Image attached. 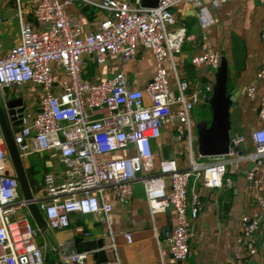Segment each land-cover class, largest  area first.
<instances>
[{
	"label": "built area",
	"instance_id": "1",
	"mask_svg": "<svg viewBox=\"0 0 264 264\" xmlns=\"http://www.w3.org/2000/svg\"><path fill=\"white\" fill-rule=\"evenodd\" d=\"M18 4L20 37L17 44L0 55V89L31 86L36 96L34 108L24 105L20 123L13 126V139L21 159L28 155L54 153L62 167L61 178L43 176L42 194L34 202L52 231L65 230L69 216H94L105 219L111 205L128 203L134 187H141L148 213L153 216L172 210L174 224L167 237L168 256L177 263L188 255L189 219H195L199 200L187 197L189 179H200L205 189L230 187L227 173L235 172L234 147L244 142L238 133L229 134L226 156L213 162H201L193 155L196 136L191 111L207 104L213 85V73L220 55L205 36L213 23V10L225 0H157L154 7L140 6V0H35L29 11ZM71 2L78 6L95 4L109 17L95 31L79 36L65 13ZM191 8L201 32L198 47L189 62L211 71V80L199 84L179 78L175 70L177 56L186 41L194 36L176 19V11ZM29 14L31 20L29 19ZM33 22L40 27L35 28ZM264 37V20L260 27ZM148 50L155 64L149 81L141 88H130L121 71L100 80L81 77L85 54L93 63L102 64L114 57L118 62L133 58L137 47ZM168 62L173 83L168 80ZM264 78V63L255 79ZM256 83H249L244 95L251 99ZM260 126L250 138L253 149L245 159V188L252 194L258 215L240 217V232L234 250L235 264H243V255L256 253L253 236L264 226V197L256 191L264 174V95L257 110ZM165 123L173 125L184 142L185 165L174 159L160 160L153 166L152 143L159 139ZM197 148V145H196ZM118 158H105L114 153ZM182 157L181 152L177 153ZM0 130V264H45L43 249L36 242L38 229L26 209ZM123 238L130 243V235ZM264 248V242L261 243ZM87 252L70 251V264H82ZM104 264H120L115 258Z\"/></svg>",
	"mask_w": 264,
	"mask_h": 264
},
{
	"label": "crops",
	"instance_id": "2",
	"mask_svg": "<svg viewBox=\"0 0 264 264\" xmlns=\"http://www.w3.org/2000/svg\"><path fill=\"white\" fill-rule=\"evenodd\" d=\"M15 1V0H14ZM35 0L19 1L21 7L29 2V11ZM16 8L18 7L17 3ZM65 13L71 20V25L79 31V36L95 31L99 22L109 17V13L95 4L84 3L78 6L71 2L65 6ZM18 25H13L10 19L0 17V55L18 43L20 26L17 9ZM29 19L31 16L29 14ZM176 19L182 22L188 33L194 36L192 41L183 43L180 53L174 56L175 70L179 78L190 83H205L211 80V71L197 67L189 62L193 54L199 53L198 41L201 32L197 26L193 10L185 8L182 14L176 11ZM264 20V0H225L213 10V23L204 32L220 57L223 56L227 64L225 83L226 94L232 95L235 100L229 107L230 133H238L244 137L240 154L229 157L234 161L242 156L236 163L235 172L227 173L231 181L230 187L211 190L201 186V180L189 179L187 184V197L196 195L200 208L195 219H189L190 236L188 239V255L184 262L177 263L168 256L167 237L174 224L172 210L150 216L141 187H134L133 196L128 203L118 204L109 197L105 200L111 205V211L105 219L94 216H69V226L65 230L46 233L38 230L36 242L43 249L45 264H70L66 256L70 251L87 252L82 264H104L106 261L118 259L120 264H235L234 250L236 238L240 232V217L247 215L254 218L258 211L254 205L251 193L245 188V173L250 162L245 156L252 151L253 143L250 138L252 131L260 126L257 119V110L260 98L264 95V78L255 79V72L264 63V37L260 36V27ZM35 28L42 25L33 22ZM81 77L85 80H100L111 77L116 71H121L130 88H141L149 81L155 70L154 59L145 48L137 47L133 58L118 62L109 57L102 64L93 63L85 54ZM168 80L173 83V71L168 62ZM256 83V92L251 99L244 95L246 86ZM5 94L3 89H0ZM9 90V89H8ZM13 97L21 98L23 105L34 108L36 96L31 94V86L13 88ZM199 105L198 117L191 119L194 124L200 118H208ZM197 112V111H196ZM197 114V113H196ZM14 127H12L13 129ZM195 130V129H194ZM196 136V135H195ZM184 142L175 134L173 125L165 123L161 128L158 140L152 143L153 166L160 160L174 159L179 167L185 165L186 148ZM166 155L163 159L162 150ZM181 152L182 157L178 156ZM122 153L117 152L105 158H118ZM193 155L197 156L196 145ZM36 156L33 163L30 157ZM220 158H206L205 162H213ZM26 169L33 172L39 182L35 194L40 197L42 193L43 176L47 173L61 178L62 167L54 153L28 155L22 159ZM256 191L264 197V174ZM33 223V222H32ZM34 225V223H33ZM35 226V225H34ZM130 235V243H126L123 235ZM81 241H102V248L96 251H85L78 246ZM256 253L251 257L243 255V264H264V226L253 236ZM96 252H104L103 257H94Z\"/></svg>",
	"mask_w": 264,
	"mask_h": 264
},
{
	"label": "water",
	"instance_id": "3",
	"mask_svg": "<svg viewBox=\"0 0 264 264\" xmlns=\"http://www.w3.org/2000/svg\"><path fill=\"white\" fill-rule=\"evenodd\" d=\"M157 0H140V6L145 8L154 7ZM227 76V64L223 56L220 57L218 66L213 73V85L209 95L207 105L209 107V117L200 118L194 124L196 135V151L201 158H219L226 156L229 147V107L235 100L232 95L226 94L225 83ZM4 92L8 91L7 87L3 88ZM24 109L21 98L11 97L5 99L4 107L0 103V130L5 142V146L15 173V179L19 185V190L23 200L27 202V212L41 233H46L47 224L40 210L34 202V196L39 191L35 186L39 185L33 172L26 169L20 157L18 147L13 139V126L20 123L21 112ZM241 145L234 147L233 151L240 154ZM163 159H166L164 149L162 150ZM78 246L85 251H96L102 248V241H81L75 239ZM103 257L104 252H96L94 257Z\"/></svg>",
	"mask_w": 264,
	"mask_h": 264
},
{
	"label": "rangeland",
	"instance_id": "4",
	"mask_svg": "<svg viewBox=\"0 0 264 264\" xmlns=\"http://www.w3.org/2000/svg\"><path fill=\"white\" fill-rule=\"evenodd\" d=\"M21 1H24V0H21ZM0 17H3L5 19H10L13 25H18L17 8H16V4L14 0H0ZM14 95L15 93H14L13 88H10L7 92H5V94H3L2 91L0 90L1 105L4 107L5 99L11 98ZM198 110H199V106H196L191 111V117L197 118L199 116ZM181 150L184 151L185 147L181 146ZM29 159H30V162L33 163V161L36 159V156L30 157ZM205 161H206V158H201V162L204 163Z\"/></svg>",
	"mask_w": 264,
	"mask_h": 264
},
{
	"label": "trees",
	"instance_id": "5",
	"mask_svg": "<svg viewBox=\"0 0 264 264\" xmlns=\"http://www.w3.org/2000/svg\"><path fill=\"white\" fill-rule=\"evenodd\" d=\"M201 109L205 111V113L207 114V116H209V107H208L207 104H205V106H203Z\"/></svg>",
	"mask_w": 264,
	"mask_h": 264
}]
</instances>
